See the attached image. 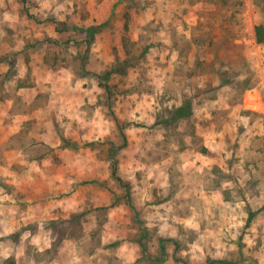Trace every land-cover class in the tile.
Here are the masks:
<instances>
[{
    "label": "rangeland",
    "instance_id": "rangeland-1",
    "mask_svg": "<svg viewBox=\"0 0 264 264\" xmlns=\"http://www.w3.org/2000/svg\"><path fill=\"white\" fill-rule=\"evenodd\" d=\"M259 23L264 0H0V264H264Z\"/></svg>",
    "mask_w": 264,
    "mask_h": 264
},
{
    "label": "trees",
    "instance_id": "trees-1",
    "mask_svg": "<svg viewBox=\"0 0 264 264\" xmlns=\"http://www.w3.org/2000/svg\"><path fill=\"white\" fill-rule=\"evenodd\" d=\"M107 23H108V21H105V22H102V23H100L98 25H94V26L88 27L86 29V32L88 34H94L96 32H99V31L103 30L107 26ZM255 32H256V39L258 40V42L264 43V24L263 23H259V24L255 25ZM110 74H111L110 72H107L105 74V76H104L107 81L110 78ZM104 86L106 88H109L110 85H109V83H104ZM190 108H191L190 103H185L184 105H182L179 108V113L176 116V119L184 117L186 113H190V111L188 110ZM112 174H113V176L117 175V167H116V165H113ZM250 215L252 216L253 212H251ZM227 263L228 264H235V262H233V261H227ZM13 264H16L15 260L13 261Z\"/></svg>",
    "mask_w": 264,
    "mask_h": 264
},
{
    "label": "crops",
    "instance_id": "crops-1",
    "mask_svg": "<svg viewBox=\"0 0 264 264\" xmlns=\"http://www.w3.org/2000/svg\"><path fill=\"white\" fill-rule=\"evenodd\" d=\"M49 135H52V144H59V142L61 141L58 137H57V133L54 132H49Z\"/></svg>",
    "mask_w": 264,
    "mask_h": 264
}]
</instances>
